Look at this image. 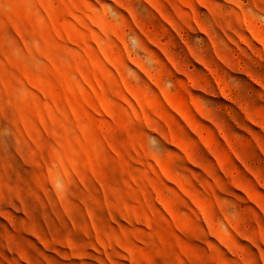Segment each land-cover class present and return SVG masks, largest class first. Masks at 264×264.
Wrapping results in <instances>:
<instances>
[{
    "label": "rangeland",
    "instance_id": "rangeland-1",
    "mask_svg": "<svg viewBox=\"0 0 264 264\" xmlns=\"http://www.w3.org/2000/svg\"><path fill=\"white\" fill-rule=\"evenodd\" d=\"M0 264H264V0H0Z\"/></svg>",
    "mask_w": 264,
    "mask_h": 264
}]
</instances>
